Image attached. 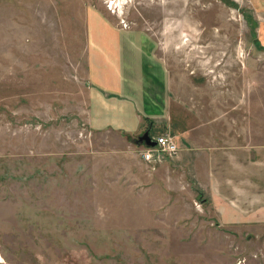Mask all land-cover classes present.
<instances>
[{
	"label": "rangeland",
	"instance_id": "1",
	"mask_svg": "<svg viewBox=\"0 0 264 264\" xmlns=\"http://www.w3.org/2000/svg\"><path fill=\"white\" fill-rule=\"evenodd\" d=\"M93 10L153 40L190 119L153 170L143 131L92 125ZM250 144L264 147V0H0L4 264H264V221L231 207L233 149Z\"/></svg>",
	"mask_w": 264,
	"mask_h": 264
},
{
	"label": "crops",
	"instance_id": "2",
	"mask_svg": "<svg viewBox=\"0 0 264 264\" xmlns=\"http://www.w3.org/2000/svg\"><path fill=\"white\" fill-rule=\"evenodd\" d=\"M87 42V78L99 97L93 127L105 128L110 113L116 131L135 134L154 129L156 135L170 134L178 148V143L184 145L192 129L190 119L171 95L169 72L155 53L153 40L143 32L115 27L93 10L88 13ZM233 150L234 220L264 221V147L257 151L250 144ZM214 185L222 191L219 180Z\"/></svg>",
	"mask_w": 264,
	"mask_h": 264
},
{
	"label": "built area",
	"instance_id": "3",
	"mask_svg": "<svg viewBox=\"0 0 264 264\" xmlns=\"http://www.w3.org/2000/svg\"><path fill=\"white\" fill-rule=\"evenodd\" d=\"M151 140L155 143L153 147L142 145L139 150V158L152 170L157 164H160L164 159H171L177 156L179 148L174 138L167 133L151 136ZM4 264V261H0Z\"/></svg>",
	"mask_w": 264,
	"mask_h": 264
},
{
	"label": "water",
	"instance_id": "4",
	"mask_svg": "<svg viewBox=\"0 0 264 264\" xmlns=\"http://www.w3.org/2000/svg\"><path fill=\"white\" fill-rule=\"evenodd\" d=\"M137 144L140 146L145 145L147 147H153L155 145V143L151 140L149 130L144 131L137 137Z\"/></svg>",
	"mask_w": 264,
	"mask_h": 264
},
{
	"label": "bare ground",
	"instance_id": "5",
	"mask_svg": "<svg viewBox=\"0 0 264 264\" xmlns=\"http://www.w3.org/2000/svg\"><path fill=\"white\" fill-rule=\"evenodd\" d=\"M0 261H2V258H1V256H0Z\"/></svg>",
	"mask_w": 264,
	"mask_h": 264
},
{
	"label": "flooded vegetation",
	"instance_id": "6",
	"mask_svg": "<svg viewBox=\"0 0 264 264\" xmlns=\"http://www.w3.org/2000/svg\"><path fill=\"white\" fill-rule=\"evenodd\" d=\"M142 133H140L139 135H141ZM150 136H151V134H150Z\"/></svg>",
	"mask_w": 264,
	"mask_h": 264
}]
</instances>
